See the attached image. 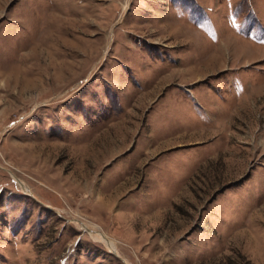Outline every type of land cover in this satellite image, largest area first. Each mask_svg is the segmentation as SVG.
<instances>
[{
  "label": "rangeland",
  "instance_id": "obj_1",
  "mask_svg": "<svg viewBox=\"0 0 264 264\" xmlns=\"http://www.w3.org/2000/svg\"><path fill=\"white\" fill-rule=\"evenodd\" d=\"M0 264H264V0H0Z\"/></svg>",
  "mask_w": 264,
  "mask_h": 264
},
{
  "label": "bare ground",
  "instance_id": "obj_2",
  "mask_svg": "<svg viewBox=\"0 0 264 264\" xmlns=\"http://www.w3.org/2000/svg\"><path fill=\"white\" fill-rule=\"evenodd\" d=\"M81 227L83 229H86V227H84L83 224L81 225ZM87 230L92 234L94 240H97L99 242H106V239L104 238V236L101 235L100 232L97 231L96 229L94 230V228H93L94 231L93 230H89V229H87Z\"/></svg>",
  "mask_w": 264,
  "mask_h": 264
}]
</instances>
